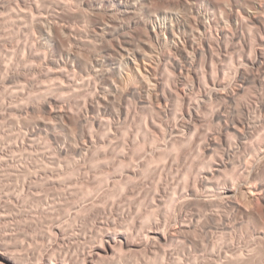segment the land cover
<instances>
[{"label":"rangeland","instance_id":"obj_1","mask_svg":"<svg viewBox=\"0 0 264 264\" xmlns=\"http://www.w3.org/2000/svg\"><path fill=\"white\" fill-rule=\"evenodd\" d=\"M101 1L0 0V263L264 264V193L255 211L244 196L219 199L232 184L264 185L262 67L247 63L262 51L264 0H136L128 15ZM42 20L61 32L42 37ZM107 23L122 46L102 43ZM95 59L111 66L106 82L103 66L91 71ZM245 68L249 82L238 75ZM114 83L125 95L109 96ZM190 113L197 121L186 130ZM222 162L207 189L201 179ZM165 232L166 242L146 245ZM120 233L133 248L102 255Z\"/></svg>","mask_w":264,"mask_h":264},{"label":"bare ground","instance_id":"obj_2","mask_svg":"<svg viewBox=\"0 0 264 264\" xmlns=\"http://www.w3.org/2000/svg\"><path fill=\"white\" fill-rule=\"evenodd\" d=\"M91 1V0H90ZM94 1V0H93ZM96 1H98V0H96ZM136 0H134V1H127V3H123L122 1H120L119 3L116 1V0H111V1H109V3H110V5H112V6H117V7H119L118 8V10H121L120 11V14L121 13H123V15H128V14H130L131 12V10H133V9H136L137 8V5H139V4H137V1L135 2ZM87 2V1H86ZM103 2H104V0L103 1H101V3H102V5H103ZM140 2V1H139ZM96 3V2H95ZM99 3V2H98ZM190 3V2H189ZM87 5V4H86ZM95 5V4H94ZM108 5V4H107ZM227 5H229V4H227ZM101 7V6H100ZM97 8L96 9V11L98 12V10H100L101 8ZM148 7V6H147ZM262 7V6H261ZM109 8H113V7H109ZM143 8V7H142ZM115 9H116V7H115ZM103 10V9H102ZM107 10H110V9H107ZM107 10H105V11H107ZM113 10L114 9H112V13H115V12H113ZM117 10V9H116ZM139 11H141V10H139ZM166 11V10H165ZM170 11V10H169ZM92 12H95V11H92ZM91 12V13H92ZM108 12V11H107ZM107 12H105V13H107ZM101 13V12H100ZM99 13V14H100ZM116 13H118V12H116ZM135 13V12H134ZM177 13V12H176ZM259 13V12H258ZM257 13V14H258ZM89 14V13H88ZM92 14H94V13H92ZM108 14V13H107ZM119 14V13H118ZM136 14H137V12H136ZM140 14V13H139ZM175 14V13H174ZM83 15V14H82ZM117 15V14H116ZM85 16V15H84ZM94 16V15H93ZM92 16V17H93ZM109 16V15H108ZM114 16V15H113ZM122 16V15H121ZM95 17H97V13L95 14ZM102 17V16H101ZM110 17H112V15L110 16ZM110 17H109V19H110ZM251 17V16H250ZM84 18V17H83ZM115 18V17H114ZM116 18H118V16L116 17ZM146 18V17H145ZM195 18V17H194ZM193 18V19H194ZM249 18V17H248ZM104 19V18H103ZM131 19H132V17H131ZM133 19H135V18H133ZM183 19V18H182ZM116 20V19H115ZM117 20H119V19H117ZM207 20V19H206ZM112 21H113V19H112ZM173 21V20H172ZM110 22H111V20H110ZM177 22V21H176ZM120 23V22H119ZM173 23V22H172ZM200 23H201V21H200ZM52 24V23H51ZM49 22H47L46 20L45 21H40V23H39V27H40V30H41V33H42V37L44 36V37H47V38H51L52 37V35H53V33L54 32H61V31H58V29L60 28V27H56V26H54V25H51ZM122 24V23H121ZM180 24V23H179ZM179 24H177V25H179ZM56 25V24H55ZM182 25V24H181ZM181 25H179V26H181ZM210 25V24H209ZM99 26H101V25H99ZM123 26V25H122ZM132 26V25H131ZM160 26V25H159ZM162 26V25H161ZM201 26H203L204 28H206L207 27V25H206V23H205V21L204 22H202V24H201ZM116 27H118V26H116ZM101 28V27H100ZM208 28V27H207ZM62 29V28H61ZM61 29H59V30H61ZM121 29V28H120ZM160 29V28H159ZM162 30H161V32L162 31H164L166 34H168L169 35V38H171V39H175L176 37H177V30H176V28H175V25H170V26H167L166 25V27L163 29V28H161ZM100 30H102V34L104 33L105 35V40H103V42L102 43H104L105 41H107V42H110V44H111V47L112 48H114L116 45H118V43H120L121 41L119 40V38H118V29L116 30V28H115V25L114 26H112V25H109V23H107V25H103L102 26V28L100 29ZM156 30H158L157 28L156 29H154V34L156 35V36H158L159 37V34H158V32L156 31ZM200 30V29H199ZM132 31V30H131ZM211 31V30H210ZM63 32V31H62ZM120 32V31H119ZM95 33H97V32H95ZM127 33V32H126ZM59 34V33H58ZM64 34V33H63ZM98 34H99V32H98ZM102 34L100 33L99 35L100 36H102ZM122 34V33H121ZM128 34V33H127ZM146 34V33H145ZM161 34V33H160ZM165 34V35H166ZM179 34V33H178ZM54 35H56V33L54 34ZM60 35V34H59ZM124 35H126V34H124ZM124 35H123V37H124ZM164 35V34H163ZM95 36H97V35H95ZM264 36V35H263ZM57 39H59V41L61 40L60 39V36H59V38H58V36H55ZM54 37V38H55ZM63 37V36H62ZM103 37V36H102ZM128 37H129V34H128ZM165 37V36H164ZM168 37V36H167ZM55 38V39H56ZM178 38V37H177ZM263 38V37H262ZM43 39V38H42ZM56 39V40H57ZM100 39V38H99ZM104 39V38H103ZM162 39H160V41H161ZM164 40V39H163ZM170 40V39H169ZM55 41V40H54ZM120 41V42H119ZM128 41V43L130 42L129 40H127ZM127 41H125V43L127 42ZM159 41V42H160ZM175 41V40H174ZM180 41V40H179ZM58 42V41H57ZM98 42V41H97ZM189 42V41H188ZM102 43H100V45H102ZM124 43V42H123ZM131 43V42H130ZM192 42H190V44H191ZM53 44H54V42H53ZM57 44V43H56ZM59 44H60V42H59ZM105 44V43H104ZM149 44V43H148ZM151 44V43H150ZM184 45V44H183ZM55 46V45H54ZM57 46H59L58 44H57ZM63 46V45H62ZM121 46H122V42H121ZM103 47V46H102ZM119 47V46H118ZM153 47V46H152ZM59 48V47H58ZM68 48V47H67ZM117 48V47H116ZM135 48V47H134ZM137 48V47H136ZM154 48V47H153ZM177 48V47H176ZM60 49H62V48H60ZM64 50H66L65 48H63ZM122 49V51H123V59H126V53H127V51H128V47H126V48H121ZM200 49V48H199ZM113 50V49H112ZM115 50H117V49H115ZM254 50V49H253ZM60 50H58V52H59ZM122 51L120 52V54L122 53ZM138 51H141L140 49L138 50ZM205 51V50H204ZM56 52H57V50H56ZM119 52V51H118ZM187 52V51H186ZM64 53H65V56L67 57V58H69V59H71V60H73V63H74V61H79L80 59L77 57V56H74L75 54H73V53H71V51L69 52L68 50L67 51H64ZM133 53V52H132ZM251 53V52H250ZM58 54H60V53H58ZM109 54H111V53H109ZM129 54V53H128ZM143 54V53H142ZM146 54V53H145ZM57 55V54H56ZM106 55V54H105ZM122 55V54H121ZM137 55V54H136ZM58 57H59V55H57ZM64 56V55H63ZM107 56V55H106ZM106 56H104V57H106ZM114 56V55H113ZM112 55H111V57H113ZM131 55H129V57H130ZM194 56V55H193ZM110 57V58H111ZM128 57V58H129ZM133 57V56H132ZM132 57H131V59H132ZM135 57V56H134ZM189 57V56H188ZM59 58H61V57H59ZM64 58V57H63ZM103 57H102V55H101V59H102ZM107 58V57H106ZM136 58V57H135ZM101 59H95V60H93L92 61V72L94 73V75H98V73L100 72V71H102L100 74H99V76L102 78V80H104L105 82H106V80L105 79H107L109 76H108V74H109V72H110V70H112V69H110V67L111 66H109V71L108 70H104V66H103V64H102V62L103 61H100ZM112 59V58H111ZM117 59V58H116ZM105 60V59H104ZM107 60V59H106ZM105 60V61H106ZM120 60V59H119ZM145 60V59H144ZM56 61V60H55ZM122 61V60H121ZM137 61V60H136ZM66 62V61H65ZM70 63V62H69ZM71 63H72V61H71ZM76 63V62H75ZM107 63H108V61H107ZM110 63V65H111V63H112V61L111 62H109ZM116 63V62H115ZM134 64L136 63L135 61L133 62ZM247 63H249V65L250 66H256L257 68L259 67H262V74H261V76L259 77V78H257L256 79V82L261 86V88L264 90V43H263V47H262V51H260V53L258 52V55H257V57L254 59V60H251V61H248ZM67 64V63H66ZM80 64V63H79ZM82 64V63H81ZM106 64V63H105ZM112 64H114V63H112ZM137 64H139V63H137ZM142 64V63H141ZM145 64H147L146 62H145ZM155 64V63H154ZM192 64V63H191ZM190 64V65H191ZM83 65V64H82ZM85 65V64H84ZM108 65L109 64H107L106 66L108 67ZM115 65V64H114ZM120 65V64H119ZM118 65V66H119ZM130 65V64H129ZM140 65V64H139ZM138 65V66H139ZM245 65V64H244ZM249 65L248 64H246V67H249ZM60 66V65H59ZM87 66H90V65H87ZM86 66V67H87ZM103 66V70H100V67H102ZM120 66H122V65H120ZM137 66V67H138ZM194 66V65H193ZM80 67V66H79ZM83 68H84V66H82ZM84 68V69H86V71H88L89 70V68H91V66L90 67H88V70H87V68ZM115 67V66H114ZM114 67H113V69H114ZM154 67V66H153ZM81 68V67H80ZM126 68H128V67H126ZM145 68V67H144ZM155 68V67H154ZM242 68V67H241ZM102 69V68H101ZM121 69V68H120ZM142 69V68H141ZM156 69V68H155ZM190 69V68H189ZM246 69V70H245ZM244 70H239L238 71V75H240L241 77H243L245 80H246V82H247V80L248 79H251L250 78V73H248V69L247 68H245ZM81 71H82V69H80ZM98 70H100L99 72H98ZM123 70V69H122ZM121 70V71H122ZM137 70H139V69H137ZM192 70V69H191ZM86 71H84L83 70V72H86ZM90 71V70H89ZM88 71V72H89ZM259 71V70H258ZM118 72V71H117ZM143 71H141V73H142ZM150 72V71H149ZM82 73V72H81ZM80 73V74H81ZM91 73V72H90ZM113 73V72H112ZM127 73V72H126ZM131 73V72H130ZM130 73L128 74V75H130ZM151 73V72H150ZM86 74V73H85ZM117 74V73H116ZM139 74H140V71H139ZM143 74H144V72H143ZM87 75V74H86ZM115 75V74H114ZM138 75V74H137ZM98 76V77H99ZM113 76V75H112ZM141 76H142V74H141ZM144 76V79L143 80H146L145 79V74L143 75ZM142 76V77H143ZM97 77V78H98ZM110 77H111V75H110ZM128 77V76H127ZM138 77V76H137ZM83 78V77H82ZM131 77H129V79H130ZM149 78V77H148ZM153 78V77H152ZM151 78V79H152ZM98 80V79H97ZM100 80V79H99ZM101 80V81H102ZM110 80V79H109ZM109 80H108V82H109ZM131 80V79H130ZM155 80H156V77H155ZM103 81V82H104ZM108 82H107V84H108ZM157 82V81H156ZM223 82V81H222ZM248 82H249V80H248ZM100 83V82H99ZM125 83V82H124ZM147 83V82H146ZM150 83V85H151V81L149 82V80H148V84ZM215 83V82H214ZM218 83V82H217ZM101 84H104V83H102L101 82ZM112 84V83H111ZM110 84V85H111ZM115 84V83H114ZM117 84V83H116ZM115 84V86L113 85V86H111V89L109 90V87H108V90H109V93L111 92V94H109V96H111L112 95V97L113 96H117V95H125V92H124V90H123V92L121 93L120 92V90L118 89V88H121L122 89V87H117L118 85H116ZM220 84V83H219ZM156 85V84H155ZM158 85V84H157ZM215 85H216V83H215ZM105 86V85H104ZM154 86V85H153ZM100 87H103V86H100ZM243 87V86H242ZM107 88V87H106ZM150 88V87H149ZM209 88V87H208ZM248 88V87H247ZM156 89H157V86H156ZM155 89V90H156ZM217 89V88H216ZM224 89V88H223ZM102 90V89H101ZM105 90V88L102 90V91H104ZM107 90V89H106ZM151 90H153V91H155L154 89H151ZM214 90V91H213ZM213 90H212V92H213V94H216V92H217V90H215L214 88H213ZM100 91V90H99ZM101 91V92H102ZM127 91V90H126ZM129 91V90H128ZM105 92H108V91H105ZM105 92H104V94H105ZM130 92V91H129ZM221 92V91H220ZM133 93H134V91H133ZM150 93V92H149ZM218 93V92H217ZM103 93H102V95H104ZM127 94V93H126ZM210 94H211V92H210ZM236 94V93H235ZM102 95L100 96L101 98H102ZM148 95V94H147ZM156 95V94H155ZM159 95H160V93H159ZM106 96V95H105ZM108 96V95H107ZM151 96V95H150ZM150 96H148V99L150 98ZM214 96V95H213ZM104 97V96H103ZM152 97V96H151ZM154 97V96H153ZM152 97V98H153ZM212 97V96H211ZM118 98H119V96H118ZM52 99V98H51ZM98 99V98H97ZM97 99H96V101H97ZM104 99H106L105 97H104ZM109 99V98H108ZM114 99H116V101H117V98H114ZM53 100V99H52ZM56 100V102H57V99H54V101ZM100 100V99H99ZM102 100V99H101ZM122 100H123V98H122ZM121 100V101H122ZM152 100V99H151ZM104 101H106V100H104ZM115 101V102H116ZM153 101V100H152ZM160 101V100H159ZM53 102V101H52ZM52 102H50V104L52 103ZM55 102V103H56ZM106 102H108V103H110L111 104V99H110V102H109V100L108 101H106ZM114 102V101H113ZM114 102V103H115ZM157 102V101H156ZM54 103V102H53ZM54 103V104H55ZM98 103H100V101L98 102ZM97 103V104H98ZM117 103H120L119 101L117 102ZM150 103H152V102H150ZM154 103V102H153ZM46 104V103H45ZM57 104V103H56ZM159 104V103H158ZM51 105H53V104H51ZM61 105V104H60ZM60 105H58V106H60ZM102 106H103V104H101ZM115 105H116V103H115ZM53 106H55V105H53ZM56 107L57 109L59 108V107ZM93 106V105H92ZM99 106V105H98ZM120 106V105H119ZM157 106V105H156ZM106 107H108V106H106ZM122 107V106H121ZM260 110H261V112H263L264 113V96H261V98L259 99V101H258V106H257ZM53 108H55V107H53ZM112 108V107H111ZM115 108V107H114ZM237 108V109H236ZM235 109L237 110V112H240V113H243V116H247L248 118H249V116L248 115H250L251 113H250V109L248 108V107H246L245 105L243 106V105H241V106H239V104H238V106L236 107ZM62 109V108H61ZM60 109V111H63V110H61ZM106 109V108H105ZM119 109V108H118ZM125 109V108H124ZM123 109V110H124ZM112 110V109H111ZM116 110V109H115ZM115 110H113V111H115ZM121 110V109H120ZM54 111V110H53ZM56 112L58 111V110H55ZM89 111V110H88ZM107 111V110H106ZM116 111H118V110H116ZM59 112V111H58ZM65 112H66V110H65ZM110 112H112V111H110ZM63 113V112H62ZM95 113V112H94ZM113 113V112H112ZM111 113V114H112ZM118 113V112H117ZM125 113V112H124ZM197 113V112H196ZM60 114V113H59ZM68 114V113H67ZM109 114V113H108ZM120 114V113H119ZM128 114V113H127ZM245 114V115H244ZM58 115V114H57ZM69 115V114H68ZM68 115H65V114H61L60 116H58L60 119L62 118V119H64V120H66L67 121V123H65L64 125H67L68 124V121H71V119L72 118H70V116H68ZM106 115V114H105ZM114 115V114H113ZM112 115V116H113ZM118 115V114H117ZM56 116V115H55ZM115 116H116V114H115ZM119 116V115H118ZM57 117V116H56ZM55 117V118H56ZM58 117H57V119H58ZM116 118V117H115ZM121 118V117H120ZM243 118H245V117H243ZM188 119V118H187ZM63 120V121H64ZM248 120H250V119H248ZM63 121H61L60 120V122H63ZM65 121V122H66ZM75 121V120H74ZM77 121H79V120H77ZM77 121H75V122H77ZM119 121V120H118ZM197 121V117H196V115L194 114V113H190L189 114V120H188V122L186 123V126H185V128L184 129H186V130H191V128H192V126H193V124L195 123ZM245 121V120H244ZM251 121V120H250ZM42 122V121H41ZM45 122H47V124H49L50 122H48V121H45ZM186 122V121H185ZM237 122L238 123H242L243 121L241 120V118L239 119L238 118V120H237ZM64 123V122H63ZM71 123V122H70ZM248 123H250V122H248ZM253 123V122H252ZM38 124H40V123H38ZM42 124V123H41ZM45 124V123H44ZM46 124V125H47ZM243 124V123H242ZM50 125H52V124H50ZM70 125H72V124H70ZM69 125V126H70ZM25 126V125H24ZM34 126H38V125H34ZM250 125H248V127H249ZM39 127V126H38ZM47 127V126H46ZM46 127H45V129H46ZM56 127V126H55ZM55 127H54V129H55ZM74 127V126H73ZM30 128V127H29ZM48 128V127H47ZM51 127L49 126V129H50ZM72 128V127H71ZM25 129H27V127H25ZM33 129V128H32ZM31 129V130H32ZM36 129V128H35ZM177 129H179V128H177ZM34 130V129H33ZM39 130V129H38ZM41 130H42V128H41ZM47 130V129H46ZM186 130H184L185 132H187ZM36 131V130H35ZM35 131H32V132H35ZM41 132V131H40ZM46 132V131H45ZM35 133H37V132H35ZM262 133H264V132H262ZM261 133V134H262ZM34 134V133H33ZM260 134V135H261ZM35 135V134H34ZM262 136V135H261ZM84 142H86V141H84ZM69 144V143H68ZM67 144V145H68ZM84 145V144H83ZM77 146V145H76ZM78 147V146H77ZM76 147V148H77ZM81 147H83V146H81ZM81 147H79V149L81 148ZM60 148V147H59ZM64 148V147H63ZM75 148V147H74ZM73 148V149H74ZM61 149V148H60ZM60 149H59V151H60ZM68 149V148H67ZM72 149V150H73ZM78 149V148H77ZM82 149H84V147L83 148H81L80 150H82ZM63 150V149H62ZM75 150V149H74ZM73 150V151H74ZM80 150H78L77 151V153L78 152H81ZM59 151H58V153H59ZM83 151V150H82ZM258 153H257V155L259 156V158L261 157H264V142H261L260 144H259V146H258V149L256 150ZM76 152V151H75ZM74 152V154H76ZM61 153H63L62 151H61ZM61 153H60V155H61ZM232 154V153H231ZM231 154H228V155H231ZM62 155H64V154H62ZM255 155V154H254ZM258 158V159H259ZM260 162H262V161H260ZM238 163H239V165H243L244 164V160H242V159H240L239 158V160H238ZM226 167H228L227 166V163H224V162H222V163H217V165L215 166V168L213 169V170H211V171H209V173H207L202 179H201V184H203L204 186H206L207 187V189L208 188H212L213 189V187H214V183H213V178L215 177V175L217 174V173H220V172H222L223 171V169L224 168H226ZM250 173L252 174L253 173V170H251L250 171ZM215 182V181H214ZM198 183V182H197ZM242 185V184H241ZM240 185V187H237L235 184H232V185H229V186H227V187H225V191L224 192H222V194H220V197H219V199H221V200H227V201H235V200H238L239 199V197L240 196H244L245 197V199L247 200V202H248V204H249V208H250V211H255V209H256V204H257V202L259 201V198H261L260 197V193H264V185H261L260 186V188H257V187H252V186H250L249 184V186H247L246 184L245 185H242L241 186ZM196 187V186H195ZM206 187H204V188H206ZM218 187V186H217ZM211 189V190H212ZM198 190V189H197ZM210 190V189H209ZM206 191V190H205ZM213 191V190H212ZM211 191V192H212ZM210 192V191H209ZM208 192V193H209ZM220 192V191H219ZM213 193V192H212ZM216 193V192H215ZM207 195V194H206ZM213 195V194H212ZM211 195V196H212ZM211 196H209V195H207V197L204 199V202H206V203H211V202H213L214 200H213V197H211ZM264 196V195H263ZM191 198V197H190ZM215 199V198H214ZM187 200V199H186ZM239 202V201H238ZM241 203H239V205H240ZM241 206H243V205H241ZM246 208V207H245ZM248 209V208H247ZM246 209V210H247ZM168 230V229H167ZM157 232V231H156ZM160 232V231H159ZM162 232V231H161ZM109 233V232H108ZM122 233V232H121ZM120 233V234H121ZM166 233L167 232H165V233H159V234H156V235H154V236H150V237H148V239H147V241H146V245L147 246H149V245H151L153 242H166V240H167V236H166ZM151 234V233H150ZM106 236V235H105ZM147 236V235H146ZM146 236H145V239H146ZM102 243V242H101ZM105 245V244H104ZM133 246L134 245H132V243L129 241V239L127 238V237H125L123 234H121L119 237H115V238H108V240L106 241V245L103 247V254L102 255H108V256H110V257H112V256H114L115 254H116V252L118 251L119 252V250L118 249H132L133 248ZM254 252V251H253ZM101 255V254H100ZM242 255V254H241ZM235 256V255H234ZM1 264V263H0Z\"/></svg>","mask_w":264,"mask_h":264}]
</instances>
